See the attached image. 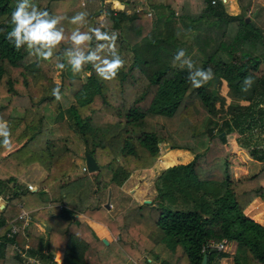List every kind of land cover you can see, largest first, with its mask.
I'll return each mask as SVG.
<instances>
[{
	"label": "trees",
	"instance_id": "obj_1",
	"mask_svg": "<svg viewBox=\"0 0 264 264\" xmlns=\"http://www.w3.org/2000/svg\"><path fill=\"white\" fill-rule=\"evenodd\" d=\"M16 3L0 0V117L12 132V151L0 147V194L9 195L0 210V264L26 263L14 243L45 264H58L52 261L57 251L64 254L60 264H149L146 257L157 264H201V249L211 239H225L234 248L211 251L207 264L223 258L233 264H264V226L244 212L255 198L264 202V148L248 146L250 157L262 165L250 175L239 169L234 176L242 179L233 181L222 145L233 130H264L261 29L249 17L228 13L222 0H184L178 8L168 3L153 23L143 9L127 13L104 1L97 13L88 12L90 25L100 23L94 21L97 14L108 13L102 20L118 31L117 48L126 64L112 81L101 80L88 64L84 71L92 74L82 80L66 76L54 60L37 61L23 48L16 50L5 39ZM41 8L66 17V33L77 27L67 18L85 11L81 0H46ZM194 45L198 51L192 54ZM70 46L61 44L57 54ZM180 48L197 67H210L214 79L193 88L187 70L172 66ZM246 76L255 79L248 93L241 91ZM57 84L66 105L51 95ZM217 125L218 134H213ZM162 142L195 155L188 163L162 170L155 180L160 193L156 203L131 199L125 208L128 216L123 211L113 217L101 201L103 191L120 187L134 171L151 168ZM225 144L232 163L248 162L244 148L236 149L230 140ZM86 153L96 160L97 172L88 173L77 164L76 158L85 160ZM35 163L47 176L32 192L20 178ZM45 189H53L56 197L44 199ZM47 203L60 204L61 211L45 222L41 213H47L42 207ZM34 207L39 208L37 219L49 226L46 235L28 230L31 221L6 238L5 222L20 209ZM139 209L146 210L140 226L128 221L134 214L143 215ZM78 213L105 224L118 237L119 255L107 254L104 242ZM79 241L87 244L80 252L75 245ZM88 248L95 249L93 255ZM121 249L133 258H124Z\"/></svg>",
	"mask_w": 264,
	"mask_h": 264
},
{
	"label": "clouds",
	"instance_id": "obj_2",
	"mask_svg": "<svg viewBox=\"0 0 264 264\" xmlns=\"http://www.w3.org/2000/svg\"><path fill=\"white\" fill-rule=\"evenodd\" d=\"M82 7L86 8V5ZM101 15L106 18L108 13L104 11ZM65 19L66 17L62 15H54L47 9L38 7L33 0H17L10 15V30L6 32L5 39L16 50L23 48L37 61L54 60L55 67L60 71L70 66L73 74H79L85 70L86 65L91 64L93 71L101 80H115L126 64V60L117 48L118 31L108 28L106 20L91 26L89 13L85 10L67 18L69 24L77 27L70 33H66L62 26V21ZM180 35L181 31L178 30L176 36ZM93 41L96 42L94 48L91 47ZM101 41L103 43H100ZM63 43L71 46L57 54V50ZM172 66L187 70V79L193 88H200L214 79L215 74L212 69L197 67L184 48L176 51L172 58ZM91 74V72L88 73L89 76ZM254 83V77H244L241 91L250 92ZM51 95L56 101L63 99L59 84L52 89ZM11 137L9 122L0 117V147L9 152L12 151ZM4 204L3 198L0 197V210L3 209ZM31 264H38V262L33 261ZM149 264H152L150 258Z\"/></svg>",
	"mask_w": 264,
	"mask_h": 264
},
{
	"label": "rangeland",
	"instance_id": "obj_3",
	"mask_svg": "<svg viewBox=\"0 0 264 264\" xmlns=\"http://www.w3.org/2000/svg\"><path fill=\"white\" fill-rule=\"evenodd\" d=\"M35 1L38 5V7H42L45 5L46 0H33ZM264 2V0H263ZM105 3H108V1L106 0ZM229 3L230 1L224 2V7L225 10L228 11V7H229ZM100 6H103L101 4L98 3L97 0H91L90 2L87 3L85 10L86 11H92L94 13H97L98 10L100 9ZM246 14V11H243ZM95 22H100V20H98V17L94 18ZM252 23L254 24L255 22ZM261 22H259L260 24ZM264 24V22H262ZM261 25V24H260ZM261 27L264 29V25H261ZM264 31V30H263ZM230 33H233V29L230 31ZM230 33L228 34L230 37ZM228 37V36H227ZM185 38L189 39L188 36H185ZM226 45V44H224ZM196 51H198V48L196 45H194L193 49H192V54L195 53ZM200 52H197L196 55V59L198 62H200ZM199 57V58H198ZM261 68V67H260ZM64 73L66 76H70V77H77L79 76L80 78H82V80H85L86 76H87V72L83 71L79 74H73V72L70 69V66L66 67V69L64 70ZM256 75L259 74L258 72H255ZM59 71L57 72V76L55 78L56 81L59 80L60 75ZM237 80L234 81V83H236ZM227 90V87L225 85V82H223V84H221L220 86V92L221 94H225ZM229 99V98H227ZM62 101L64 102V100L62 99ZM64 105H66V103H63ZM218 130H219V126H215L213 128L212 133L213 134H218ZM230 140L234 146L236 147V149H240V148H244L247 152L248 155V162L245 163H232L230 160V148L226 146V141ZM214 142H216V140H214ZM223 148L226 151V162H227V167H228V171H229V175L230 177H232V179L234 181H237L241 178H236L234 176V172L238 171V167H243L242 169H246L247 170V174H253L255 172H257L262 163L261 164H255L254 161L252 160V158L250 157L249 153H248V146H252V145H256V146H261L264 148V130H246L243 129L242 131H238V130H233L230 134L225 136V141L223 142ZM160 152H159V156L155 162V164L146 170H141V171H134L131 176L125 181V183L123 185H121L120 187H114L111 186L109 189L104 190L103 194H102V199L101 201L103 202V205L107 202L108 200V193L110 191V208L107 209V211L110 212V214L115 217L117 215H122L123 216H128V213L126 212V205L129 203V201L131 199L136 200L137 202H144L145 200H150L151 202L156 203L158 200V195L159 190L156 188V183L155 180L157 179V177L160 175V173L162 172L163 169H165L168 166H172V165H176V164H182V163H188L190 160H192L193 156L195 154H193L190 151L187 150H177V149H171L170 146L167 143H160ZM169 154V155H168ZM171 154V155H170ZM192 157V158H191ZM85 160L80 159V162L82 163ZM85 166V162L84 165L80 166L83 167ZM82 170V169H81ZM51 191H53V196L52 197H56V193L53 189H51ZM51 197V196H50ZM50 197L48 198L45 197L44 199H46L47 201L50 200ZM144 200V201H143ZM50 204V203H49ZM48 203L44 207V211H52V212H56L58 210V208L55 206H52L51 208H48ZM140 212V214L143 213V215H139V214H134V216H132L131 218L128 219L129 222H133L134 224L140 226L141 223L145 220V216H146V210L145 209H139L138 210ZM245 211V210H244ZM121 215V216H122ZM81 218V217H80ZM79 219V217H78ZM116 236V235H115ZM118 239V237L116 236V238L114 240L111 239V241L109 242L110 244L108 245H103L104 248H108L107 249V254L112 253L111 255H119L118 250H119V243L116 241ZM229 251L232 252L233 248H234V244L233 243H229ZM122 250V255L124 258H128V260L132 259V255H130L129 253H127V251H125L124 249ZM57 259L58 256L56 255ZM60 258V257H59ZM149 258L151 259V261L153 260L152 257H146V260L149 262ZM55 258V260H57ZM152 264H157L156 262L152 261ZM219 264H233L231 258H223L220 260Z\"/></svg>",
	"mask_w": 264,
	"mask_h": 264
},
{
	"label": "crops",
	"instance_id": "obj_4",
	"mask_svg": "<svg viewBox=\"0 0 264 264\" xmlns=\"http://www.w3.org/2000/svg\"><path fill=\"white\" fill-rule=\"evenodd\" d=\"M90 1L91 0H89L88 2H90ZM97 1L101 5H103V3H104V0H97ZM115 1L116 0H109L108 2H110L111 5L115 6V4H116ZM118 1L122 4V6H120L119 8L124 9L127 13H131L137 9H139V10L143 9L147 12L146 16L148 17V19L150 21H152V20L154 21L157 18L158 11L165 8L164 5H168V3H170L171 5H176L178 8L181 5L180 3L184 0H118ZM126 1H128V2H126ZM186 1L188 4V1L192 2L193 0H186ZM227 1H230L229 7H228L229 10L227 11L228 13L233 14V15L242 14L245 17H249L251 21L253 20V22H255L254 26L261 29V31L263 32V35H264V31H263L264 29L261 27V25H264L262 23V22H264V2H263V0H227ZM87 3H86V5H87ZM243 11H246V14ZM89 12L94 13L92 11H89ZM174 12H175V14L178 13L177 10H174ZM149 13L151 15H148ZM95 17H98V20H100V22L104 18L100 14H97ZM144 19L145 20H142V23L145 25H148L147 19L146 18H144ZM153 21H152V23H153ZM259 22H261L260 23L261 25L259 24ZM149 23H151V22H149ZM253 161L255 164L259 163L255 160H253ZM76 162L79 166L84 165V161L81 163L80 158H76ZM242 168L243 167H238V169H242ZM228 173H229V171H228ZM46 176H47V172L41 166H39L38 164L35 163V164H31L28 166L27 170L21 175L20 181H21V184L26 188H27V184H32V185L36 186V189L30 190V191L34 192V191H38V186H39L40 181H42ZM230 179L233 180L232 177H230ZM263 184H264V180H263ZM44 191H45L44 194L46 196H48V198L50 196H51L50 198H52L53 191H51L50 189H45ZM0 196L4 198L3 201L6 203V200L9 197V195L7 193H1ZM52 206H54V207L56 206L58 208V210L56 212L47 211V213H41V216L44 218L45 222L48 220L49 216L57 215L61 211L60 210V208H61L60 204H48L47 207L51 208ZM19 207H21V204H19ZM38 209L39 208H37V207L31 208V209H25V210L31 211L32 217H33L32 224L30 227H28V230H31L34 233H38V234H41L42 236H45L47 231L49 230V226L44 224L41 220L37 219L35 212ZM20 210H22V209H20ZM244 212L246 215L253 218L255 221L261 223L264 226V202L260 198H255L245 208ZM76 217L77 218L79 217V220L86 222L91 227V229L95 233L96 237H98L102 241H103V239H105L107 241L105 243V245H108L109 242L111 241V239L114 240L116 238V236L113 234V232L105 224H103L99 221H96L94 219H91L82 213H78L76 215ZM10 218H12V217H10ZM79 242H80V244L76 243L75 245L79 246L78 251L80 252V249L85 248L87 246V244L84 241H79ZM27 245L28 244H25L24 246H27ZM87 250H89L88 253H91L92 255L95 252L94 248H88ZM56 255L58 256V258L59 257L60 258L57 259ZM63 255L64 254L61 251H57L56 254L52 258H56L57 260H55V261L58 264H60L62 262ZM32 257H36V256H32ZM36 258L39 259L38 257H36ZM79 262H82V260L81 261L79 260ZM43 264H45V263H43Z\"/></svg>",
	"mask_w": 264,
	"mask_h": 264
},
{
	"label": "built area",
	"instance_id": "obj_5",
	"mask_svg": "<svg viewBox=\"0 0 264 264\" xmlns=\"http://www.w3.org/2000/svg\"><path fill=\"white\" fill-rule=\"evenodd\" d=\"M88 1L89 0H81V5H86V3ZM104 1H106V0H104ZM107 1H109V0H107ZM210 1H211V4L216 3V0H214V2H213V0H210ZM222 2L223 3L227 2V0H222ZM115 3H116L115 7L119 8L120 6H122V4L118 0H116ZM148 15H151V14L149 13ZM82 170L85 171V166L82 167ZM27 189L34 190V189H36V186H34L32 184H27ZM3 200H4V198H3ZM31 221H32V212L28 211V210H24V209L20 210L15 218H12V219L5 222V226L6 225L8 226V229L5 231V237L12 239L20 230L26 228ZM18 223H20V224H18ZM1 228L2 227H0V230H1ZM14 248L25 259V262H26L25 264H31V262H33V261L38 262V264H43L36 257H32L29 254H27L28 252L25 253V251L21 250V248L16 243H14ZM26 248L28 249V246H25V249ZM213 250L220 251V252H225V251L230 252L228 242L225 239L222 241H216V240H212V239L207 241L203 245L201 252L208 256V254ZM52 261H55V258H52Z\"/></svg>",
	"mask_w": 264,
	"mask_h": 264
},
{
	"label": "water",
	"instance_id": "obj_6",
	"mask_svg": "<svg viewBox=\"0 0 264 264\" xmlns=\"http://www.w3.org/2000/svg\"><path fill=\"white\" fill-rule=\"evenodd\" d=\"M249 19L246 18V21H248ZM217 80V78H216ZM237 83V81H236ZM263 108H264V104L261 105ZM224 133H221V135H223ZM85 171L88 172V173H93V172H97L98 170V164L96 162V160L93 158L92 155L86 153L85 154ZM45 191L42 190L41 193H44ZM109 198H110V191L108 193V200L107 202L104 204V207L106 209H109L110 208V201H109ZM144 202L146 203H150V200H145ZM103 242L106 243L107 241L105 239H103ZM207 260H208V256L206 254H204L202 256V261H201V264H207Z\"/></svg>",
	"mask_w": 264,
	"mask_h": 264
}]
</instances>
